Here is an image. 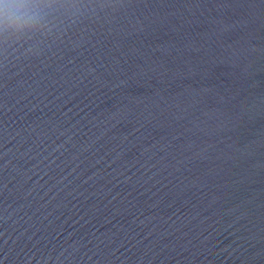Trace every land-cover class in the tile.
Masks as SVG:
<instances>
[{"label":"water","instance_id":"1","mask_svg":"<svg viewBox=\"0 0 264 264\" xmlns=\"http://www.w3.org/2000/svg\"><path fill=\"white\" fill-rule=\"evenodd\" d=\"M0 21V264H264V0H44Z\"/></svg>","mask_w":264,"mask_h":264},{"label":"clouds","instance_id":"2","mask_svg":"<svg viewBox=\"0 0 264 264\" xmlns=\"http://www.w3.org/2000/svg\"><path fill=\"white\" fill-rule=\"evenodd\" d=\"M44 0H0V21L18 36L35 30L42 19Z\"/></svg>","mask_w":264,"mask_h":264}]
</instances>
